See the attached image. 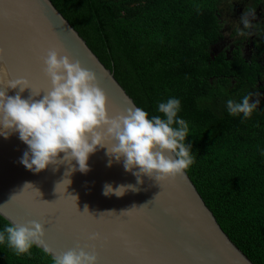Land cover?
Listing matches in <instances>:
<instances>
[{
  "label": "water",
  "instance_id": "95a60500",
  "mask_svg": "<svg viewBox=\"0 0 264 264\" xmlns=\"http://www.w3.org/2000/svg\"><path fill=\"white\" fill-rule=\"evenodd\" d=\"M56 45L96 73L113 115L140 107L52 0H0V70L34 80L33 90L41 91L36 99L52 86L41 57ZM27 148L18 134L0 136V214L10 223H42L57 254L84 248L98 264H255L222 228L187 170L163 182L143 175L140 183L123 161L109 167L106 149L99 148L87 173L78 165L69 172L67 163L36 173L19 162ZM106 183L135 188L105 196Z\"/></svg>",
  "mask_w": 264,
  "mask_h": 264
},
{
  "label": "trees",
  "instance_id": "16d2710c",
  "mask_svg": "<svg viewBox=\"0 0 264 264\" xmlns=\"http://www.w3.org/2000/svg\"><path fill=\"white\" fill-rule=\"evenodd\" d=\"M135 102L157 114L181 100L195 154L187 169L222 228L255 264H264V99L250 118L226 101L258 90V56L241 47L214 54L227 0H52ZM262 0H253L251 7ZM238 6V5H237ZM255 46L264 51V29ZM10 222L0 214V229ZM0 264H52L40 248L17 256L0 245Z\"/></svg>",
  "mask_w": 264,
  "mask_h": 264
},
{
  "label": "clouds",
  "instance_id": "9594fccd",
  "mask_svg": "<svg viewBox=\"0 0 264 264\" xmlns=\"http://www.w3.org/2000/svg\"><path fill=\"white\" fill-rule=\"evenodd\" d=\"M255 16L256 8L248 6L236 26L237 36L253 35ZM4 55L5 49L0 47V58ZM41 59L52 86L43 90L39 99L35 97H40L41 91H34L28 78H13L8 69L0 70V136L18 134L28 146L19 161L26 168L39 173L50 165L67 163L71 166L69 172L76 171L78 165L80 172L87 173L90 156L99 148L106 149L109 167L123 161L125 170L140 183L143 175L166 181L194 164L195 154L187 142L189 122L178 115L179 98L173 96L159 102L157 114L134 106L113 115L96 73L74 61L63 46L50 48ZM17 88L14 96L8 95V89ZM28 88L32 89L31 96L23 98L21 93ZM254 96L259 93L249 91L239 100L229 98L228 113L250 118L260 105ZM130 188L135 186L106 183L103 194L120 197ZM96 238L98 235L93 236ZM2 244L17 256H31L34 247L40 248L51 257L52 264H98L97 255L84 248L54 252L47 243L45 226L36 220L6 224L0 229Z\"/></svg>",
  "mask_w": 264,
  "mask_h": 264
},
{
  "label": "rangeland",
  "instance_id": "374dc122",
  "mask_svg": "<svg viewBox=\"0 0 264 264\" xmlns=\"http://www.w3.org/2000/svg\"><path fill=\"white\" fill-rule=\"evenodd\" d=\"M250 1L249 0H227L226 3L223 5L224 9L222 12L223 20H224V32H225V37L224 39L214 48V51L218 50H225V51H230L233 47H235L240 41L242 44L244 43L243 46H246V49L248 50L250 48L251 44V39L252 36L250 37H240L236 35V26L238 25L241 16L244 14L245 9L250 6ZM240 5L244 7L241 12L238 11V6ZM246 6V7H245ZM260 6L264 8V0L260 3ZM259 19V14L256 11V16L253 19V23L258 21ZM241 28H243V25H240ZM254 30L256 31V27L252 29L253 34L255 33Z\"/></svg>",
  "mask_w": 264,
  "mask_h": 264
},
{
  "label": "flooded vegetation",
  "instance_id": "af4514ba",
  "mask_svg": "<svg viewBox=\"0 0 264 264\" xmlns=\"http://www.w3.org/2000/svg\"><path fill=\"white\" fill-rule=\"evenodd\" d=\"M249 1H250V3H252L253 0H249ZM250 6H251V4H250ZM243 8L244 7L238 5V11L239 12H241ZM255 8L259 14V19H258V21H256L254 23V25H256V31L254 30L255 33L252 36L250 48L247 50L246 46H243L244 43L242 44L240 41H238L237 45L235 47H233L232 49H230L229 52L225 51V50H218V51L213 50V51H214V54H217L220 51H225L228 55H230L235 48L241 47L242 56L245 57L247 60L250 61V59H252L253 57L258 56V59H259V61H261L262 66H263V71H264V51L260 52L259 49L255 46L256 41L260 40L259 34L262 33L263 29H264V8L261 7L260 4L258 6H256ZM224 37H225V32H224V28H223L221 41L224 39ZM257 87H258V90H254V92H258L259 96H254L253 100L264 99V76L262 79L259 80Z\"/></svg>",
  "mask_w": 264,
  "mask_h": 264
},
{
  "label": "snow or ice",
  "instance_id": "6c2138e0",
  "mask_svg": "<svg viewBox=\"0 0 264 264\" xmlns=\"http://www.w3.org/2000/svg\"><path fill=\"white\" fill-rule=\"evenodd\" d=\"M28 80L30 81V85H29V86H30L31 88H33V89H34V88H38V85L36 84V82H35L34 80H32V79H28ZM97 235H98V237L100 238V234L98 233ZM99 238H96V239H99ZM94 240H95V239H94ZM89 246H90V247H93V248L96 247V245H94V244H93V245H89Z\"/></svg>",
  "mask_w": 264,
  "mask_h": 264
}]
</instances>
